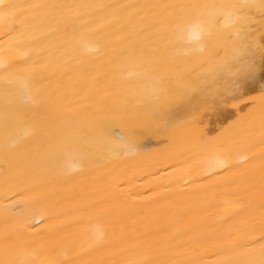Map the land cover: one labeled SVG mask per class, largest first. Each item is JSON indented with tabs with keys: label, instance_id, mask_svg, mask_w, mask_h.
<instances>
[{
	"label": "bare ground",
	"instance_id": "obj_1",
	"mask_svg": "<svg viewBox=\"0 0 264 264\" xmlns=\"http://www.w3.org/2000/svg\"><path fill=\"white\" fill-rule=\"evenodd\" d=\"M0 264H264V0H0Z\"/></svg>",
	"mask_w": 264,
	"mask_h": 264
}]
</instances>
